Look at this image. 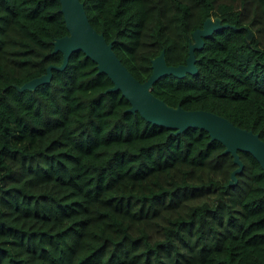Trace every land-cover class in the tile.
Returning a JSON list of instances; mask_svg holds the SVG:
<instances>
[{"label": "trees", "instance_id": "16d2710c", "mask_svg": "<svg viewBox=\"0 0 264 264\" xmlns=\"http://www.w3.org/2000/svg\"><path fill=\"white\" fill-rule=\"evenodd\" d=\"M141 81L162 49L184 63L208 16L231 25L195 49L196 73L152 91L264 139V0H82ZM60 0H0V264H264V170H243L208 130L130 111L83 50L49 82L19 90L63 53ZM250 39H246L248 33Z\"/></svg>", "mask_w": 264, "mask_h": 264}, {"label": "water", "instance_id": "95a60500", "mask_svg": "<svg viewBox=\"0 0 264 264\" xmlns=\"http://www.w3.org/2000/svg\"><path fill=\"white\" fill-rule=\"evenodd\" d=\"M68 32L53 40V52L61 51V64L51 63L46 72L25 81L19 90L34 89L39 84L49 82L52 69H64L73 51L83 50L91 57L99 72H105L113 81L110 90H121L130 101V111L139 112L146 120L156 124L175 128L177 132L188 127L208 130L212 139H218L225 145V152L233 155L237 167L232 171L230 184L237 181V173L244 167L239 151L252 153L264 170V139L259 132L235 124L228 117L204 108H185L181 104L171 105L152 91L154 82L164 74L172 73L184 76L196 73L195 49L204 45V37L215 30L231 24L222 22L220 16H208L201 27L193 31V40L189 42V54L184 63L168 64L165 50L152 58V72L144 81L139 80L124 64L103 32L98 31L90 22L82 0H60ZM252 33L246 35L250 39Z\"/></svg>", "mask_w": 264, "mask_h": 264}]
</instances>
